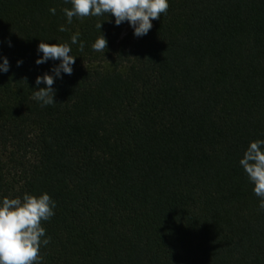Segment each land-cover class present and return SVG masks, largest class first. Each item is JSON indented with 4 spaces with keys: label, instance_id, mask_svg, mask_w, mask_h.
<instances>
[{
    "label": "trees",
    "instance_id": "16d2710c",
    "mask_svg": "<svg viewBox=\"0 0 264 264\" xmlns=\"http://www.w3.org/2000/svg\"><path fill=\"white\" fill-rule=\"evenodd\" d=\"M65 7L0 0V199L56 201L43 264H264L239 165L264 139V0H169L139 38L107 15L69 25ZM77 31L84 51L41 107L36 78L59 62L36 65L37 47Z\"/></svg>",
    "mask_w": 264,
    "mask_h": 264
},
{
    "label": "clouds",
    "instance_id": "9594fccd",
    "mask_svg": "<svg viewBox=\"0 0 264 264\" xmlns=\"http://www.w3.org/2000/svg\"><path fill=\"white\" fill-rule=\"evenodd\" d=\"M64 3L70 5L63 9L69 25L74 17L83 20L107 15L115 17L116 26L128 22L137 38L147 35L153 27V20L159 19L169 9V0H64ZM49 11L52 15L56 14L55 8ZM95 27L101 31L102 23H97ZM58 30L65 32L68 28L61 25ZM107 43L102 34L91 44V49L104 52ZM71 45H77L80 52L84 51L85 42L80 39L79 31L71 35L70 44H50L41 40L37 47L36 65L50 60L59 62L54 63L51 74L46 72L36 78L35 85L39 90L34 91L32 99L41 107L56 104L55 80L63 79L64 75H71L74 71L77 56L70 55ZM0 60V73H7L11 67L9 59L4 56ZM22 64V60L17 61L18 67ZM41 84L45 87L41 88ZM239 165L253 185L252 191L259 199V209L264 210V139L248 144ZM56 207V201L47 192L40 195L25 192L22 197L0 199V264H43L40 249L50 244L51 237L47 236L41 222L50 221L55 216Z\"/></svg>",
    "mask_w": 264,
    "mask_h": 264
},
{
    "label": "rangeland",
    "instance_id": "374dc122",
    "mask_svg": "<svg viewBox=\"0 0 264 264\" xmlns=\"http://www.w3.org/2000/svg\"><path fill=\"white\" fill-rule=\"evenodd\" d=\"M133 31V29L130 27L129 23L125 26V30L123 35L127 34L128 32Z\"/></svg>",
    "mask_w": 264,
    "mask_h": 264
}]
</instances>
